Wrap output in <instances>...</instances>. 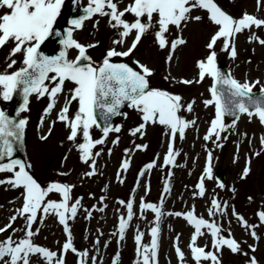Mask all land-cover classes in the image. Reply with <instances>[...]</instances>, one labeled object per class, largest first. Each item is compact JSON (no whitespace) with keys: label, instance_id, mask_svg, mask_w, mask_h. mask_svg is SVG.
Segmentation results:
<instances>
[{"label":"rangeland","instance_id":"374dc122","mask_svg":"<svg viewBox=\"0 0 264 264\" xmlns=\"http://www.w3.org/2000/svg\"><path fill=\"white\" fill-rule=\"evenodd\" d=\"M115 2H119L118 9L123 10L132 0ZM215 3L235 19L242 18L245 13L264 19V0H215ZM89 4L90 0H64L56 22L69 23L79 43L94 45L87 51L96 66L103 62L109 50L127 51L137 32L133 30V37H121L122 26L113 27L110 16L99 13L84 19L82 27L75 28L72 21L80 18L70 20L68 12L88 8ZM7 11L6 8L0 9V14ZM197 16L201 19H194ZM189 17L179 28L169 26V31L165 33L169 43L161 48L156 36L159 31L158 16L154 15L152 27L143 34L129 56L110 58L125 60L141 72L140 65L147 66L152 70V75L148 76L150 88L181 97L183 107L178 115L184 120L195 121L184 130L183 136L177 132L173 139L168 126L145 122L143 113L128 105L112 127H119V132L110 131L105 136L98 123L89 129L91 139L103 140V143L91 149L92 156L85 162L80 148L86 143L82 130L75 139H69L70 121L79 110L78 101L71 100L73 93L70 90L74 84L65 82L64 90L58 94L55 106L47 114L51 97L48 94L29 95L27 109L18 112L19 118L27 120L25 154L22 158L16 156L14 140L9 137L13 147L12 157L5 156L0 163L21 160L30 165L28 171L42 187L46 188L52 183L69 185V205L79 201L75 217L68 219L77 252H63L68 238L64 224L52 210L47 214L41 211L37 221L32 224L36 234L31 239L34 244L56 252L57 256L48 261L40 253L29 254V264H55L57 259H63L64 264H114V261L115 264H143V248H151V229L157 226L156 213L151 209L142 210L143 203L154 204L164 213L158 223L159 246L152 257V264H216L211 260L201 259L197 262L194 259L190 247L194 226L184 216L174 215L191 211L193 207L198 217L214 221L221 228V237L235 239L240 245L235 252L227 246L217 250L214 247L216 238L207 228L202 229L204 235L197 238L196 245L204 247L206 252L215 253L218 264H251L253 258L256 264H264V219L260 216L264 212V123L258 115L249 116L246 113L238 118H224L225 130L219 136L213 135L205 140L216 117L215 105L204 103L212 99L210 88L214 79L207 75L203 80L199 77V62L206 61L210 51L214 50L216 64L224 59L234 79L250 84L259 81L253 90L264 88V45L259 43L264 39V26H252L235 35L237 55L233 58L230 48L224 49V38L217 41L214 49H208L212 36L219 30V26L209 18L208 10L195 7ZM124 19L134 22L135 16L126 13ZM141 19L147 23L146 17ZM252 36L258 39H250ZM179 38L185 43L177 45L173 51L171 42ZM118 40L123 42L115 43ZM50 46L48 43L47 47ZM14 47L13 41L0 47V73H13L25 66V52L22 50L11 55ZM55 47L56 50L65 49L59 42L55 43ZM68 52L70 58H75L79 50L73 47ZM185 80L192 83H183ZM55 83L45 81L49 88L54 87ZM9 100H5L0 93V111L7 108ZM69 101V121L59 120L62 108ZM189 103L192 104L191 111L187 110ZM142 124L144 128L134 134V130ZM170 146L179 154L174 156L173 164L165 165ZM209 152L212 154L211 178L206 175ZM126 160L129 167L124 169L122 165ZM149 164L154 166L148 168ZM218 168L226 170L227 182L222 186L216 178ZM246 168L248 173L244 175ZM92 171L94 175H87ZM202 177L204 194L200 195ZM13 179L14 172H0V181ZM25 192L23 187L0 183V228L10 223L12 225L0 233V241L9 236L13 241L26 238L27 219L18 212L24 204ZM214 199L220 208L210 215L209 209ZM62 200L63 194L58 192L45 197V203ZM120 201L125 203L121 204ZM127 203L133 205L132 219L125 229L124 238L120 239L119 223L122 216L127 219ZM13 216H16L14 222L11 219ZM138 233H143L140 244L135 239ZM177 246L184 253L183 260L176 251ZM85 251L87 256L78 255ZM9 259L5 257V261ZM0 264H4V261H0ZM18 264H22V261Z\"/></svg>","mask_w":264,"mask_h":264},{"label":"snow or ice","instance_id":"6c2138e0","mask_svg":"<svg viewBox=\"0 0 264 264\" xmlns=\"http://www.w3.org/2000/svg\"><path fill=\"white\" fill-rule=\"evenodd\" d=\"M64 0H0V9L6 8L7 12L0 14V47H3L10 41L15 42V47L11 51V55L25 52V59L23 64L25 67L20 68L13 73H0V93L3 98L8 100L12 97L18 89H22L24 94V107L22 111L27 109L28 96L32 93H37L41 96L48 94L51 97V103L46 111L50 113L55 106L56 97L64 90L66 81L74 84V88L70 91L73 93L71 100L78 101L79 110L74 119L70 121L71 136L69 139H75L78 132L82 130L86 143L80 145L83 150V159L85 162L92 156L91 149L96 144H102L103 140L93 141L91 139L89 129L97 125V108L107 109L108 113H118V108L123 106L125 101L130 102L129 106L138 108L143 113V120L145 122H158L161 125H166L171 129V135L175 138L177 132L183 136L184 130L189 124H194L195 121H187L178 115L183 107L180 103L181 97L173 95L167 91L159 89H152L149 87L147 77L152 75V70L145 65H140L141 71L134 70L125 63H112L111 57L129 56L140 42L143 34L152 27L153 16H158L157 23L159 24V31L156 33L158 42L161 48L168 45L165 38V33L169 31V26L180 27L181 23L188 20L189 13L195 7H201L208 10L210 19L219 26V30L212 36L208 43V49H214L217 41L221 38L225 39L224 49L231 50V56L234 58L236 53L234 37L237 33L252 26H264V19H258L256 16L245 13L242 18L235 19L233 16L222 10L215 0H132V3L123 10L118 9V3L115 0H90V4L86 9L87 15L80 19H74L72 25L75 28L82 27L84 19L90 18L92 15L99 13L100 15L110 16V24L113 27L122 26L123 31L120 33L121 37H127L135 30L137 35L131 47L124 52H118L115 49L107 52L106 58L100 67L94 66L90 58L86 56L87 48L94 47V45H83L73 39L72 30L67 32V38L62 41L65 50L61 51L58 56L48 57L44 56L39 50L41 44L55 34L53 26L56 24L57 17L60 15L61 6ZM107 9V11H105ZM126 13H132L135 16L134 22H128L124 19ZM147 19V23L143 22L141 18ZM194 19H201L199 16ZM114 22V23H113ZM250 39H258L255 36ZM122 40L115 41V43H122ZM182 38L173 40L171 42V49L174 51L179 44H184ZM259 43L264 45V39L259 40ZM78 49V56L75 60L67 58L68 48ZM171 56H169V60ZM14 64L15 61H12ZM12 65L10 64L9 67ZM200 80L205 76H211L215 83L210 88L212 99L205 100V105H215L216 117L211 122V127L208 134L204 137L209 140L213 135L219 136L220 132L225 130L224 117L225 115H232L238 118V113H246L249 116L258 115L262 123H264V99L256 98L253 95V88L255 84L248 82L241 83L232 78L230 75H223L216 65V52L210 51L206 61L199 62ZM53 73L54 75H49ZM55 81V86L49 88L45 81ZM183 83H192V81L185 80ZM223 85L226 87H217ZM264 92V89H261ZM67 102L62 108L58 119L62 121H69V103ZM187 110H192V104L187 105ZM27 124L26 119L18 122L9 119L3 111H0V161L4 160L5 156H11L13 152L12 142L9 137H14L17 141L22 139L23 129ZM144 124L134 130L140 132L144 128ZM110 131L119 132L120 128L115 129L105 127L103 132L105 136ZM47 137H44L46 139ZM118 142V140H117ZM264 143V137H262ZM142 147V146H137ZM169 148V152L165 157V165L174 163V156L178 155ZM211 162L212 154L208 153V168L206 175L211 178ZM123 168L129 167V161H124ZM149 164L147 167H153ZM18 167V170H16ZM95 169V164L92 165ZM30 165L18 159H13L9 163H0V172H14V179L9 181H0V183H11L15 187H23L25 192L24 204L18 212L24 215L27 219L26 238L19 241H13L9 236L6 240L0 241V261L4 264H29V254L40 253L48 261H52L57 256L56 252L50 251L47 248L40 247L33 243L31 237L36 233L32 230V224L37 221L39 212L44 214L49 213L50 210L55 212L59 220L65 226V231L68 234L66 243L63 245V252L71 250L77 252L73 246L71 230L68 226V219L74 218L77 212L76 204L69 205V193L71 186L59 183H52L48 187H42L36 179L28 171ZM248 169L244 171L247 175ZM95 172H89L87 175H94ZM143 175V173H141ZM222 186V185H221ZM200 195L204 194L203 177L199 184ZM167 191V189H166ZM52 192L63 194L61 202L47 201L45 197ZM124 204V201H120ZM127 219L123 216L120 218L119 234L120 239L124 238L125 229L129 226L128 222L132 219V203H127ZM226 207V206H225ZM143 209H151L156 213L157 226L151 229L152 242L151 248H143V264H152V257L156 255L158 249L159 237V219L164 214L161 208L154 204L143 203ZM220 208L217 200L212 201V208L209 209V214L213 215L214 210ZM101 211L103 209H100ZM70 213V216L68 215ZM173 215V213H168ZM176 216H184L187 221L194 226V234L191 238V250L194 254V259L199 262L201 259L211 260L218 264V257L213 252H206L204 247L196 245L198 237L204 235L202 229L207 228L213 237L214 247L219 250L223 246L229 247L233 252L239 250V243L232 238H224L220 236L221 228L213 221L210 222L203 217H198L195 213V208L186 213H174ZM264 219V212L260 213ZM12 221L16 220L13 216ZM243 220V217H240ZM245 226L247 222L245 221ZM11 223L4 228H0V233L5 232L11 228ZM254 227V226H253ZM38 231V230H37ZM255 235V233H253ZM143 233H138L135 237L138 244L142 240ZM179 237H177V240ZM98 243V241H97ZM140 252V249H137ZM176 251L181 260H183L184 253L177 246ZM80 256H87V252L78 253ZM5 257L10 259L5 261ZM119 257L117 255L116 260ZM55 264H64L63 259H57ZM83 264V262H82ZM115 264V261H114ZM251 264H256L255 258L252 259Z\"/></svg>","mask_w":264,"mask_h":264},{"label":"water","instance_id":"95a60500","mask_svg":"<svg viewBox=\"0 0 264 264\" xmlns=\"http://www.w3.org/2000/svg\"><path fill=\"white\" fill-rule=\"evenodd\" d=\"M86 10H83L81 13H84ZM72 15V14H71ZM53 29H54V33L58 32L60 33L59 36L53 34L51 35L50 37L47 38V41L49 42H55V41H63L64 39L67 38V32L68 30L66 29V27L64 25H59V24H55L53 26ZM53 49H54V46L52 47V50L51 51H48L46 49L45 46H41L40 47V52L44 55V56H48V57H55V56H58L60 53H54L53 52ZM86 56H88L86 54ZM90 58V61H84L85 63L87 62H91V57L88 56ZM113 63V62H112ZM126 64V63H125ZM102 66V65H100ZM99 66V67H100ZM131 67V66H130ZM217 68L218 70L225 76L227 75H230L229 71H228V68L225 64V61L224 60H221L219 62V64L217 65ZM217 87H226V86H223V85H217ZM253 95L254 97L256 98H262L264 99V92L262 91H253ZM130 102L128 101H125L123 106L119 107L118 108V113H121L123 108L129 104ZM24 107V94H23V91L22 89H18L16 93L13 94L12 96V99L10 101V104H9V108L8 110L4 111L5 115L9 118V119H12L16 122H18L19 120H17V111L21 108ZM97 120L99 121V123L102 125L103 129L105 127H109L111 128L113 122H114V119L116 116H118L119 114H111V113H108L107 112V109H100V108H97ZM240 113H238L239 115ZM227 115V114H226ZM229 117H234L232 115H227ZM25 128H26V125L23 129V134H22V139L17 141L15 138V146H16V151H17V154L19 156H22L25 152ZM225 172L223 170H220L219 171V178L225 182L226 179H225Z\"/></svg>","mask_w":264,"mask_h":264},{"label":"bare ground","instance_id":"6f19581e","mask_svg":"<svg viewBox=\"0 0 264 264\" xmlns=\"http://www.w3.org/2000/svg\"><path fill=\"white\" fill-rule=\"evenodd\" d=\"M119 3V2H118ZM129 35H131L132 37H133V31L129 34ZM8 157V156H7ZM10 157H12V156H10ZM6 158V157H5ZM9 158V157H8Z\"/></svg>","mask_w":264,"mask_h":264}]
</instances>
